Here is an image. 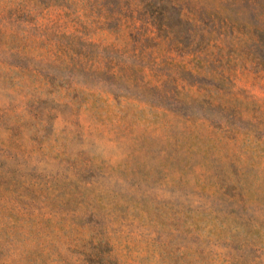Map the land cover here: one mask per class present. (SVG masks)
I'll return each mask as SVG.
<instances>
[{
  "label": "rangeland",
  "instance_id": "rangeland-1",
  "mask_svg": "<svg viewBox=\"0 0 264 264\" xmlns=\"http://www.w3.org/2000/svg\"><path fill=\"white\" fill-rule=\"evenodd\" d=\"M0 264H264V0H0Z\"/></svg>",
  "mask_w": 264,
  "mask_h": 264
}]
</instances>
